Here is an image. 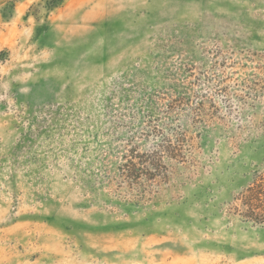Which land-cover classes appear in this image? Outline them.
<instances>
[{
    "label": "rangeland",
    "instance_id": "rangeland-1",
    "mask_svg": "<svg viewBox=\"0 0 264 264\" xmlns=\"http://www.w3.org/2000/svg\"><path fill=\"white\" fill-rule=\"evenodd\" d=\"M0 264H264V0H0Z\"/></svg>",
    "mask_w": 264,
    "mask_h": 264
},
{
    "label": "trees",
    "instance_id": "trees-1",
    "mask_svg": "<svg viewBox=\"0 0 264 264\" xmlns=\"http://www.w3.org/2000/svg\"><path fill=\"white\" fill-rule=\"evenodd\" d=\"M5 59L4 51H0V62ZM241 216L255 223L264 222V174L258 175L253 182L241 193Z\"/></svg>",
    "mask_w": 264,
    "mask_h": 264
}]
</instances>
